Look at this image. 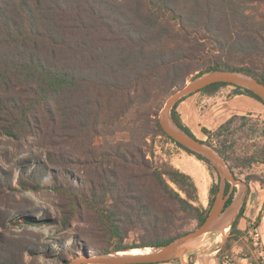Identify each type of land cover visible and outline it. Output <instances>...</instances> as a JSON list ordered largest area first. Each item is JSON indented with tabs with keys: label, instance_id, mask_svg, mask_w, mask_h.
<instances>
[{
	"label": "trees",
	"instance_id": "obj_1",
	"mask_svg": "<svg viewBox=\"0 0 264 264\" xmlns=\"http://www.w3.org/2000/svg\"><path fill=\"white\" fill-rule=\"evenodd\" d=\"M256 5L264 8V0H0V124L10 135L50 124L70 138L69 131H80L84 121H97L118 95L127 100L121 108L125 110L134 102L145 105L155 99L160 87L162 93L174 92L190 75L195 79L214 71L241 72L264 83V61H257L264 59V13L255 11ZM240 59H247V65H239ZM222 85H233L264 105L250 90L225 82L199 91ZM172 117L194 136L175 105ZM238 118L245 116L232 115L214 131L204 132L220 137ZM157 129L165 135L160 124ZM215 150L225 155L222 148ZM116 152L118 170L106 169L102 177L112 203L94 220L102 243L118 240L110 246L112 251L159 247L182 234L178 224L186 219L204 221L209 210L194 204L197 187L191 176L160 171L141 148ZM48 159L71 162L62 154L50 153ZM21 163L20 185L34 190L49 185L46 165L38 160ZM12 174L0 172L1 189L11 187ZM165 174L187 198L170 186ZM51 181L66 198L93 189L92 184L86 188L66 176ZM257 181L264 188L262 180ZM230 200L231 196L226 205ZM263 215L264 210L257 221ZM3 225L0 264H35L25 253H35L36 246L3 233ZM133 231L140 234L139 242L124 245L123 239Z\"/></svg>",
	"mask_w": 264,
	"mask_h": 264
},
{
	"label": "rangeland",
	"instance_id": "obj_2",
	"mask_svg": "<svg viewBox=\"0 0 264 264\" xmlns=\"http://www.w3.org/2000/svg\"><path fill=\"white\" fill-rule=\"evenodd\" d=\"M254 10L264 13L261 5H256ZM257 61L263 62L264 59ZM239 62V65H247L248 61L240 59ZM192 80L194 78L190 75L184 85ZM159 91L156 98L145 105L134 102L125 110L121 108L127 100L118 95L108 103V108L101 111L97 121H84L80 131L79 127L73 132L69 131L70 138L64 137V129L50 124L37 125L32 133L19 130L15 135L8 134L0 124V172H14L11 187L0 188V224H4L3 233L26 239L36 246L35 253H25L27 261L35 264H63L65 260L73 259L76 253L80 254L85 246L90 255H98L105 249L113 255L149 252L148 249L112 251L110 246L118 240L113 238L102 243L100 232L94 230V220L112 203L111 191L102 186V177L106 169L118 170L113 154L116 151L128 153L141 148L151 165L160 171L178 170L188 174L200 189L197 188L194 204L210 210L218 191L220 175L205 156L201 155L206 161L199 159L194 151L184 149L158 131V117L172 90L162 93L160 87ZM238 92L241 90L233 85L197 91L175 103V110L181 116V122L196 138L207 146L209 143L213 150H224V156L215 151L241 182L233 188L224 213L233 209L239 213L249 209L258 211L260 215L264 210V188L257 179L264 184V105L255 98V101H247L246 94ZM232 115L245 116V119H236L220 137L205 134L204 130L214 131ZM170 119L172 124L179 127L172 117V109ZM50 153L69 156L71 162H51L48 159ZM21 160H38L46 165L49 185L38 190L20 185L18 172L24 166ZM63 176L81 181L86 188L92 184L93 189H87L84 194L78 191L68 198L59 195L52 188L54 182L51 180L54 177L62 179ZM164 177L171 187L187 198L168 179L167 174ZM208 177L207 193L202 197L199 195L202 191L201 181ZM213 186L214 191L210 193ZM230 186V182L224 183L225 192ZM232 206L234 208L231 210ZM32 217L37 221L32 220ZM178 225L179 232L185 233L195 229L198 223L190 218ZM259 225L257 220L254 224H239V227L215 223L210 231L183 246V256L156 264H264V236ZM257 227L261 242L255 245L252 232ZM139 240L140 234L133 231L122 242L133 246ZM107 242L108 246L105 245Z\"/></svg>",
	"mask_w": 264,
	"mask_h": 264
},
{
	"label": "water",
	"instance_id": "obj_3",
	"mask_svg": "<svg viewBox=\"0 0 264 264\" xmlns=\"http://www.w3.org/2000/svg\"><path fill=\"white\" fill-rule=\"evenodd\" d=\"M220 82L234 84L248 89L264 102V83L241 72L214 71L203 74L172 92L166 99L158 117L161 129L169 138L183 147L205 156L213 163L220 175L217 194L204 221L198 224L195 229L180 234L165 245L153 247L159 250L149 254L139 256H107L109 253L104 255H90L86 253L76 255L67 264H137L165 262L169 259L180 257L184 253L183 246L188 241L210 231L213 224H222V215L224 214L226 202L230 198L233 188L241 182L235 177L228 165L215 150L205 145L200 139L186 133L182 128L172 124L170 119V111L180 99L209 85ZM226 181L231 183L227 192H225L224 187Z\"/></svg>",
	"mask_w": 264,
	"mask_h": 264
},
{
	"label": "crops",
	"instance_id": "obj_4",
	"mask_svg": "<svg viewBox=\"0 0 264 264\" xmlns=\"http://www.w3.org/2000/svg\"><path fill=\"white\" fill-rule=\"evenodd\" d=\"M245 97H246L245 99L247 101H251V100L255 101L253 98H251L248 95H246ZM201 167H203V166L201 165ZM203 170L205 171L204 167H203ZM205 182H206V184H205ZM201 183H202V191H200L201 194L199 193V195L200 196L202 195V197H205L206 193H207V188H208L207 186H209V177L207 179H205L204 181H202ZM197 188H198V185H197ZM238 213L239 212L238 211L236 212L234 209L230 213L225 212L222 215V219H223L222 220V224H233L236 221L235 224H237V227H239V224L240 225L241 224H254V221L257 220V218L259 217V212L258 211L254 212V211H251L249 209L244 210L242 216H239ZM228 220H230V221L228 222ZM258 224H260L259 227L263 231V236H264V217H261V219H259Z\"/></svg>",
	"mask_w": 264,
	"mask_h": 264
},
{
	"label": "bare ground",
	"instance_id": "obj_5",
	"mask_svg": "<svg viewBox=\"0 0 264 264\" xmlns=\"http://www.w3.org/2000/svg\"><path fill=\"white\" fill-rule=\"evenodd\" d=\"M206 171V170H205ZM204 174V173H203ZM208 175V174H207ZM202 178V177H201ZM205 180V179H204ZM203 180V181H204ZM202 182V181H201ZM202 184V183H201ZM205 184H206V182H205ZM239 184V183H238ZM237 186V185H236ZM208 187V186H207ZM236 208V207H235ZM233 208H231V210H232ZM230 212V211H229ZM228 212V213H229ZM194 240V239H193ZM187 244V243H186ZM144 249H148L149 250V252H146V253H141V252H139V253H135V254H115V255H113V254H108L107 256H139V255H144V254H149V253H152V252H155V251H157V250H159V249H156V248H144ZM185 250V249H184ZM182 255V254H181ZM183 256V255H182Z\"/></svg>",
	"mask_w": 264,
	"mask_h": 264
},
{
	"label": "built area",
	"instance_id": "obj_6",
	"mask_svg": "<svg viewBox=\"0 0 264 264\" xmlns=\"http://www.w3.org/2000/svg\"><path fill=\"white\" fill-rule=\"evenodd\" d=\"M252 240L255 245H258L261 242V233L258 230V227L255 228L252 232ZM224 264H229V263H224Z\"/></svg>",
	"mask_w": 264,
	"mask_h": 264
}]
</instances>
